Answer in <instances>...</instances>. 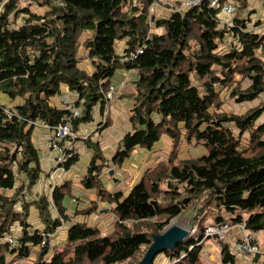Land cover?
<instances>
[{"label":"trees","instance_id":"1","mask_svg":"<svg viewBox=\"0 0 264 264\" xmlns=\"http://www.w3.org/2000/svg\"><path fill=\"white\" fill-rule=\"evenodd\" d=\"M29 1L43 5L42 12H33L20 0H6L0 12V94L20 100L11 107L21 116L8 118L0 107V188L12 190L0 192V264L16 261H8L12 251L22 259L35 255L29 264H137L153 235L190 211L196 231L163 251L170 259L179 258L170 264H205L200 241L204 213L210 209L232 215L215 214L211 221L231 226L245 222L250 232L264 229V31L257 30L264 27V17L252 18L255 9L248 0H221L218 7L200 3L163 17H150L157 0ZM227 1L237 2L232 25L222 24L219 16ZM117 40L126 41L122 52ZM138 49L135 58L125 59ZM83 51L92 72L79 65ZM119 66L134 69V88L128 94L130 128L113 162L121 167L137 146L151 148L165 134L173 148L133 184L128 181L129 187L112 191L101 176L110 167L107 156L100 141L87 135L84 140L93 155L82 183L96 190L98 200L114 204V230L101 235L97 226L74 222L59 244L62 248L50 253L57 244L40 246L39 229L28 222V206L35 204L45 228L56 230L69 219L66 199L75 193L72 180L66 179L53 186L51 195L36 193L18 205L19 194L35 188L43 172L30 120L50 126L61 122L69 111L53 104L51 97L67 85L77 93L78 130L93 120L98 104L102 110ZM225 86H231L230 96L238 103L259 101L242 113L223 111L220 90ZM184 139L204 145L206 152L180 158ZM98 200L77 213L97 211ZM15 224L21 228L13 249L8 235ZM221 244V264H245L229 243ZM262 258L259 264H264Z\"/></svg>","mask_w":264,"mask_h":264},{"label":"rangeland","instance_id":"2","mask_svg":"<svg viewBox=\"0 0 264 264\" xmlns=\"http://www.w3.org/2000/svg\"><path fill=\"white\" fill-rule=\"evenodd\" d=\"M157 1L159 2V5L157 6L156 11H155V13L157 14L156 15L157 17L161 16L160 14H158L159 13L158 11L160 9H165V7H167V6H171L174 9H176V8L179 9V8L185 7L184 6L185 5V1L184 0H157ZM248 3H249V6L252 9H255L252 12V18L258 19V18H263L264 17V0H248ZM20 4H23L24 6L28 5L29 8L33 12H39L40 13V12H42V9L44 8L43 5L38 4L36 1H31L30 2L29 0H20ZM243 13H244V10H243ZM219 16H220L222 24L224 23V21H228L229 20V16L223 10L220 12ZM18 22L19 23L23 22L22 18H19ZM15 25L19 26L16 23H15ZM250 27L256 28L253 23H250ZM257 30L264 31L263 25L259 26L257 28ZM120 42H121V40H118L116 44H120ZM133 71H134V69H132V68L128 69V68H125L124 66H119L117 68L116 73L112 77L113 83H118L119 82V80H120L119 76H123V80H126V83H125L126 86L124 85L125 86V87L123 86L124 88L123 87H119V90H121L123 88V91H126L127 93L129 91L133 90V88H134V81H133L134 74H133ZM125 72H130V74H124ZM230 89H231V86H225V87H222V89L220 90V98L222 100L221 110H223V111H229V112L233 111V112L242 113V112H245L251 106L255 105L259 101V99H255L253 101H247V102L238 103L235 100V98L230 96ZM59 97H60V92L56 93L55 95H53L51 97V102L52 103H56L55 99L56 98L58 99ZM73 97H76V96H73ZM126 99H127V96H126ZM98 109L99 108L96 107V112L99 113ZM129 109H130L129 106H127V107L125 106L124 107V118H123V119H125L124 121H127V119H129V114H130ZM262 118H263V116H262ZM113 123H114L113 121L110 123L109 126H111V130H108L105 133V136L103 137V139H106L109 136L111 137V141H114V139H116V138L119 139L118 133L116 131H114V129H113L114 128ZM122 125L124 127H126V130L125 131L123 130V132L125 133L128 130V124H127V122H123ZM35 127H37V126H35ZM121 127L119 126L118 129L122 130ZM85 128L87 129L86 131H88L90 133L91 138L93 140L102 141L101 140L102 137H99L100 134H101V130L97 128V122H93V121L87 122L85 124ZM107 128H109V127H107ZM35 130L36 129H34V132H35ZM80 136H82V135H80ZM83 137H84V135H83ZM167 137H169V136L166 135V134L163 135L162 138L152 146L154 149H158L157 151H158L159 155H157L155 157L156 158L155 161L141 164V159H142L143 154H140L139 156H137L135 154L134 158H132L133 157V154H132L130 157H128V158H131L130 160H128L129 163L125 164L124 166L122 165L123 167L121 169H122L123 173H121V172H118V173H115V172L111 173L110 172L109 173L110 169H112L113 166H110V167L104 169L103 172H106L107 174L109 173L107 176L110 175L113 180H115V178H116L118 180L125 181V183H127L129 181L130 177L133 176L131 178V180H130L131 182H133L135 180V178H138L145 171V168L147 166L152 165L154 162H156L157 160H159L161 158H167L168 157V155H169V153H170V151L172 150L173 147L171 145L172 144L171 138L169 137V139H170V141H169V139ZM81 142L86 144L85 140L82 139V138H81ZM244 142H246V138L244 139ZM103 150H105V149H103ZM145 151L147 152V156L148 157H149L150 154L154 153V150L150 151L147 148H145ZM40 152H41V150H40ZM205 152H206V148L204 147V145L197 144V143L195 144L194 141L193 142H187L184 139V140H182V142H181V144L179 146V157L180 158L197 157V156H200V155L204 154ZM134 160H136V162L140 164V166L137 168V170H138L137 173H135L136 168H135V164L133 162ZM108 161H109V164L112 163V162H110V160H108ZM81 162L84 163L85 165H88V158L86 156L82 157L81 158ZM123 164H124V162H123ZM55 167L58 168L57 166H55ZM62 169L63 168H60V169H58L56 171H53V169L50 168L49 174L46 175V176L44 175L43 177H41L42 179L40 178V180L36 184L35 188H32L31 190H28V191L26 190L27 192L24 190L22 193L19 194V196L21 197V200L18 202V205L21 207L20 204H22L23 202H26L27 200H31V199H33V197L36 196V193L38 191L36 189V187L39 185V183L42 180H43V184L44 185L48 184L47 188H46V186H44V188H46L47 194L51 195V193L53 191V187H51L50 185H51V183H53L54 185L57 184V180H59L61 178V174L64 173V171L66 170V168L63 169V170ZM103 172H102V174H103ZM80 183H82V182H80ZM83 187L84 186H80L79 184L73 185V188L75 189V191H77V192L79 191L80 193H83V191H84ZM126 187H129V185H126ZM35 190H37V191H35ZM79 192L78 193L74 192L75 193L74 194L75 197H77ZM39 193H41V191H39ZM70 199L71 198L66 200V203H68V209L72 208V210L75 211L78 203L77 202H73L74 199H71L72 203L70 202V204H71L70 205L69 204V200ZM86 202L90 203L89 200H87ZM51 205L53 207L54 204L51 202ZM107 206L108 205L106 203L105 207H103L104 210H107V208H106ZM103 208H99L97 211L91 212L89 214H81V219H80V217H79V219H76L75 218V214L72 211L70 213L66 209L67 210V214L70 217V219L67 220L66 226H64V224L62 223L61 225H59L57 227L58 230L56 229L55 236L57 235V232H60L59 238H66V236L68 234L69 226L72 223L77 222V221H85L89 225L95 226L96 221L98 220V217L102 213H104V214L106 213L105 211L101 212ZM28 209H29L28 222L30 223V227H37L38 225L39 226L43 225L44 222L41 220V218L39 216V211H38L37 206L35 204H32V205H30V207L28 206ZM110 211H112L114 213V214H112L113 220L116 219L117 216H116L115 212L111 208H110ZM65 214H66V212H65ZM215 214L216 215L222 214V215L232 216L226 210H223L222 213H218L217 211H214V210L210 209V211H206L204 213V215L207 217V219H206V221L204 223L208 224V222L212 220V217ZM193 216H194V212L190 211L184 217H181V218L174 217L173 219H171L170 224L166 228H168L169 226H171L173 224H179L180 226H182V227L186 228L187 230H189L191 235H192L196 231V229L194 227L195 225H194ZM159 218H164V215L163 214L160 215ZM97 227L99 228L101 235L109 234V233H111L114 230V222L109 227L104 226L103 223H100L99 225H97ZM20 228H21V226L19 224H15V226H14V228L12 230V233L9 234V235H13V240H14V243H16V244L18 242L17 237L20 235V233H19L20 232ZM30 230L31 229H29V231ZM251 233L254 235L255 238L259 239L261 244H263L264 229L251 231ZM55 236H54V239H56ZM197 237H199V236L197 235ZM59 238L56 239L57 246L56 247L55 246L52 247L50 253L53 252L54 250L62 248V246H60L59 244H61L62 243L61 241H64L65 239L64 240L63 239L60 240ZM200 243H202V242H200ZM212 244H214V242ZM202 245H203V248H204V244H202ZM221 245L222 244L219 245L220 249H221ZM35 248H39V247H35ZM36 251H38V250H36ZM33 258H35V255L32 254L28 259H33ZM254 258H251L252 261H256V260H254ZM15 259H16V261L13 264H29V260L28 259L19 258V254L14 252V251H12L11 253L8 254V261H14ZM203 259L207 261V258L204 255H203ZM260 262H262V259H259V263ZM170 263H171V260H170L169 256L166 255L163 252H160L155 258V264H170ZM255 264H258V263L256 262Z\"/></svg>","mask_w":264,"mask_h":264},{"label":"crops","instance_id":"3","mask_svg":"<svg viewBox=\"0 0 264 264\" xmlns=\"http://www.w3.org/2000/svg\"><path fill=\"white\" fill-rule=\"evenodd\" d=\"M171 9H174V8H171V6H167V7H165V9H160L158 11L159 12L158 14L161 15L160 17H163V16L167 15L168 12H170ZM87 34H90V32L88 31L86 33V36H87ZM84 38L85 37L82 36V40H84ZM125 42H126L125 40H121L120 44H116V48H117L118 52H122L123 48L126 46ZM81 53L84 56L81 59V62H80L79 65L81 67L87 69L88 71L92 72L93 71V67H92V65L90 63L89 58L86 57V54H85L84 51L81 52ZM124 74H130V72H125ZM119 79L120 80H119L118 83H113V84L120 85L121 81H123V76H119ZM123 86H121V87H123ZM123 88L121 90H119V88H118L117 91L115 92V94L113 95V98H112V101H111L112 107L110 109V114H108V116H107L106 123L101 124V122L104 121L105 116L102 113V110H101L99 104H98V106H96V107L99 108L98 109L99 113L96 112V109H95L94 118H93V120H91L93 122H97V128L101 130V134H100L99 137H102V139H101L102 141H100V140L99 141H100V144L102 146V149H105L103 151H104L105 155L107 156V160H110V162H112L109 165L113 166L116 169L115 173H118V172L123 173L121 168L125 164L129 163L128 160L131 159V158L126 159L124 161V164H122L123 166H121V167H118V165L113 162V156H114L115 152L117 151V149L119 147V143H120L121 138L124 135L123 134L124 133L123 130L124 131L126 130V127H124L122 125V123L123 122H127L128 129L130 128L129 119H127V121H124L125 119H123V118H124V107L125 106L126 107L127 106L130 107L131 103H132V99L128 95L130 91L127 93L126 91H123ZM61 91H62L63 94H68V97H69V99L71 101H75V99L77 98V97H73V96H77V93H75V91H71L67 85H62L61 86ZM61 91H60V94H61ZM126 96H127V99H126ZM0 99L2 101H4L5 103L9 104V105H14L16 102H20V100L11 101L7 96H5L2 93L0 94ZM55 100H56V103H53V104H57L58 106H60V104H61V95H60V97L58 99L56 98ZM112 121L114 122L113 123V125H114L113 129H114V131H116L118 133L119 139L116 138V139H114V141H111V137L110 136L108 138H106V139H103V137L105 136V133L108 130H111V126H109V125H110V123ZM85 124L86 123L80 124L79 127H78L79 129L77 130L78 133H79V138H78V140L76 142V144L78 145V148H79L78 159L74 163H72L68 168H66L64 173L61 174V178L59 180H57V184H62L66 179H71L73 185L79 184L80 186H84V184L80 183V182H82V178L87 173L88 165H85L84 163H82L81 162V158L86 156L88 158V163H89V160L92 158V155H93V149L88 146L87 142L85 141L86 144L81 142V138L85 139V137L90 134L88 131H86L87 127L85 128ZM119 126L120 127L122 126L121 127L122 130L118 129ZM107 127H109V128H107ZM34 129H36V130H35V132L33 130L32 138H33V141L36 143V146L37 147L39 146V148L41 150V152H39V153H40V165H41V167L43 169V172H42L41 175L43 177L44 175L46 176V175L49 174L50 168L53 169V171H56V170H58L60 168H56L55 167L54 155L46 146V141H47L48 137L52 134V129H49L48 127H44V126L34 127ZM80 135H82V136H80ZM83 135H84V137H83ZM167 138L169 139V137H167ZM169 141H170V139H169ZM145 148L146 147L137 146V148L133 152V157L132 158L135 157V154L137 156H139L140 154H143L142 159H141V164L142 163L153 162V161L156 160L155 157L157 155H159L158 151H157L158 149H154L153 147H151V148H147V149L150 150V151L154 150V153L150 154L149 157H148L147 156V152L145 151ZM133 162H134L135 168H136L135 173H137V171H138L137 168L140 166V164L137 163L136 160H134ZM156 162H154L152 165H154ZM152 165H150V166H152ZM147 167H149V166H147ZM105 173L106 172H103V174L101 176H102L103 182H105L104 183L105 186L109 190L114 191V190H117L118 188L124 189V188H126V185H128V183H125V181H123V180H118L116 178H115V180H113L110 175L107 176L109 173L108 174L107 173L105 174ZM23 176H25V175L21 174L20 178H23ZM132 177L133 176L130 177L129 182H130ZM138 178H135V180L133 182H130L129 184H133ZM44 186H46V188H47L48 184L44 185L43 184V180H42L39 183V185L36 187V189L38 191L37 190H35V191H37V193H39V191H41V193H43V192L47 193L46 188H44ZM50 186L53 187L55 185L53 183H51ZM84 187H83V189H84L83 193H80L78 191L79 194L77 195V197H75V195H74V197H71V199H74L73 202H77L78 203V205L76 207V210L74 211V210H72V208L68 209V207H67V210L70 213L72 211L75 214V218L76 219H79V217L81 219V213L80 214L77 213L79 210L83 209L84 207L89 206L91 204L92 200H98V195H97L95 189L86 188V187L84 188ZM11 191H12L11 189H2V188H0V192H2V193L3 192L4 193H10ZM74 192L78 193L77 191H75V189H74ZM33 198H35V197H33ZM71 199L69 200V204H70V202L72 203ZM87 200H89L90 203H87L86 202ZM98 202H99V208L105 207L106 203H107L108 206L106 207L107 210H104V208L102 209L101 212L105 211L106 213L105 214L102 213L98 217V220L96 221L95 226L99 225L100 223H103L104 226L109 227L111 224H113V222H114V226H115V222H116L117 218L113 220L112 214H114V213L112 211H110V208L112 209L114 204H109V202H107V201H100V200H98ZM66 213H67V211H66ZM55 214H58V211L56 210V208L54 209V215ZM225 216H227V215H224V217ZM69 219H70V217H69ZM66 224H67V220L64 222V226H66ZM44 227H45V225L43 223V225H41V226L38 225L37 227H34V228L43 229ZM242 234H243V231L238 225H236V224L232 225L231 228L227 231V237L225 239V243H229L230 248L232 249L234 244L239 240V238L242 236ZM59 235H60V232H57V235L55 236L56 239L59 238ZM253 237H254V235H253ZM56 239H53L54 243H57ZM59 239L60 240H62V239L64 240L65 238H59ZM255 240L259 243L261 248L264 249V240H263V244L260 243L259 239L255 238ZM213 242H214V244H212ZM221 243H223V241H221L219 239H215L213 237H210V238L207 237V238H205L202 241V244H204V248H202V258H203V255L206 256V258H207V261L203 259L205 264H221V249H220V246H219ZM260 259H263V258L260 257ZM241 262H243V261L241 260ZM244 262H245V264H255L256 262L259 264V260L258 261H252L251 258L246 259Z\"/></svg>","mask_w":264,"mask_h":264},{"label":"built area","instance_id":"4","mask_svg":"<svg viewBox=\"0 0 264 264\" xmlns=\"http://www.w3.org/2000/svg\"><path fill=\"white\" fill-rule=\"evenodd\" d=\"M5 1H2L0 3V12L5 7ZM184 1H185L184 6L186 8L200 3H208L211 7H218L221 2V0H184ZM158 5H159L158 1L152 3V5L150 6V17L156 14L155 11ZM222 10L225 11L226 14L229 16V20L226 22L232 25L233 17L235 16L237 11L236 3L233 1L225 2L222 6ZM140 51L141 50L138 49L131 56H127L125 59L129 60L130 58H135L136 54ZM124 84H125V80L121 81L120 85L112 84L105 93L104 103L102 107V113L105 116L104 122L106 121L108 114H110V109L112 107L111 101L113 95L115 94L117 89L123 86ZM60 95H61V105L69 111V113L65 117H63L61 122H59L57 125L54 126H50L43 121L30 120V123L34 124L37 127L44 126V127H48L49 129H52V134L48 137L46 141V146L54 155L55 166H57L58 168L65 169L66 168L65 165L72 158L79 155V148L78 145L76 144L79 138V133L75 127L74 120L80 115L81 110L75 101H71L69 99L68 94H63L61 91ZM0 107L4 110L8 118L13 117L14 115L20 116L11 107V105L5 103L1 99H0ZM238 226L242 229L243 234L239 238V240L234 244L233 249L230 248V250L236 256L238 255L237 257L243 262L246 259L254 258L258 254H260L261 257H264V249H262L259 243L255 240L253 234L246 229L245 222L240 223ZM230 228L231 225L228 221H222V222L210 221L204 227L203 240L207 237L208 238L213 237L215 239H219L225 242V239L227 237V231ZM29 233L33 234L34 233L33 229H31ZM38 234L40 235L41 238L40 246L42 247L52 246V242L56 234V230L54 231L48 228H43L38 230ZM203 240H201L200 242H202ZM8 241L10 242V245L13 249L17 248L18 242L17 244L14 243L13 235H8ZM170 260L172 263H174L178 261L179 258L172 257Z\"/></svg>","mask_w":264,"mask_h":264},{"label":"water","instance_id":"5","mask_svg":"<svg viewBox=\"0 0 264 264\" xmlns=\"http://www.w3.org/2000/svg\"><path fill=\"white\" fill-rule=\"evenodd\" d=\"M110 172L114 173V169H110ZM190 236V231L179 224L169 226L162 233L153 235V242L137 264H153L160 252H163L167 248L173 249L177 243L185 241Z\"/></svg>","mask_w":264,"mask_h":264},{"label":"bare ground","instance_id":"6","mask_svg":"<svg viewBox=\"0 0 264 264\" xmlns=\"http://www.w3.org/2000/svg\"><path fill=\"white\" fill-rule=\"evenodd\" d=\"M209 223V222H208Z\"/></svg>","mask_w":264,"mask_h":264}]
</instances>
